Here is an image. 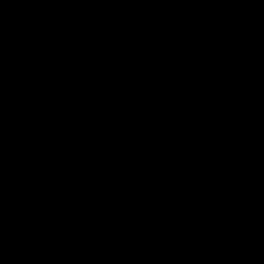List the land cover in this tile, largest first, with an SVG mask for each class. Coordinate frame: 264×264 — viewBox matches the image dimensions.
Listing matches in <instances>:
<instances>
[{"label": "water", "instance_id": "water-1", "mask_svg": "<svg viewBox=\"0 0 264 264\" xmlns=\"http://www.w3.org/2000/svg\"><path fill=\"white\" fill-rule=\"evenodd\" d=\"M0 264H264V0H0Z\"/></svg>", "mask_w": 264, "mask_h": 264}]
</instances>
